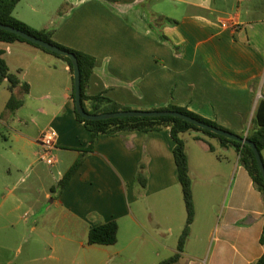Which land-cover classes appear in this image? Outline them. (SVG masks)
Returning <instances> with one entry per match:
<instances>
[{
	"label": "crops",
	"instance_id": "0c3cea01",
	"mask_svg": "<svg viewBox=\"0 0 264 264\" xmlns=\"http://www.w3.org/2000/svg\"><path fill=\"white\" fill-rule=\"evenodd\" d=\"M168 1L19 0L13 14L93 57L87 96L129 110L173 104L247 136L264 93V0ZM0 49L20 81L12 90L0 82V264H158L176 252L164 264H251L262 255L264 197L235 145L182 133L194 216L179 251L186 210L169 127L99 134L89 149L69 64L25 41ZM93 104L108 103L85 100ZM47 127L57 133L51 167L37 155ZM112 219L115 242L88 243L89 228Z\"/></svg>",
	"mask_w": 264,
	"mask_h": 264
},
{
	"label": "trees",
	"instance_id": "16d2710c",
	"mask_svg": "<svg viewBox=\"0 0 264 264\" xmlns=\"http://www.w3.org/2000/svg\"><path fill=\"white\" fill-rule=\"evenodd\" d=\"M18 1L19 0H0V23H4V24L17 27L23 31H26L37 37H40L52 44L59 46L62 49L68 50L75 54L77 61H78L79 72H80L81 105L86 112L101 113V112H112V111H118V110H129L126 108H121L119 105L112 102L110 99L106 97H102L101 95L87 96L84 93V87H85L87 78L89 74L91 73L93 65H94L93 57L88 54L82 53L78 50H75L73 48H69V47H66L64 45H61L55 42L51 38L52 36L51 30L46 29V28H42V29L33 28L29 26L27 23H25L24 21L15 17V15L13 14V10ZM162 19H165L168 22H175V20L167 18V17L162 18ZM15 40L25 41L44 51H47L58 57H61L69 64L71 70L73 71L69 57L57 54L50 50H47L37 44L27 41L26 39L12 32L0 29V41L12 42ZM5 79L8 81V87L10 90H12L20 82L17 75L9 71V67L3 57V52L0 49V82H2ZM23 87L27 88V83H24ZM71 96L74 98V86L73 85L71 89ZM87 99L91 100L92 102L93 101L94 102L105 101L108 104L104 107L102 106L99 107V105L93 104V106L88 108L85 105V100ZM20 103H21L20 100L15 99V97L11 95L9 100L7 101V107L10 109H14L18 105H20ZM159 109L177 110L185 114H188L190 116H193L205 123L225 129L219 124H217L215 121L204 118L200 116L199 114H196L186 109L185 107L170 104L166 107L157 108L154 110H159ZM75 114H76L77 119L82 121L83 124L89 129L91 133L89 149L92 148L99 134L114 135L117 132L123 131V130H141L144 132H148L153 129H160L163 126L169 127L170 135L172 139L174 140L173 158H174V162L176 165V174H177L178 181L181 185L182 197H183V202H184V206L186 210V221H185L184 227L182 229V232L178 240L177 248L179 251L182 249V245L186 237L189 234V226L194 216V205H193V197H192V191H191V177L189 174L188 159H187V154L185 150V143H184V139L182 138L183 132L188 131V130H198L208 136L218 138L219 141L223 145L225 144L235 145L240 151L242 163L247 168L255 186L259 189V191L262 193L264 197V179L259 171L253 151L251 147L247 144H242L241 142L237 140L218 135L206 129L199 128L195 126L194 124L186 120H183L182 118L175 117V116H168V115L150 116V117L149 116H146V117L123 116V117L91 120V119L82 118L77 113L76 110H75ZM247 138H249L256 144L259 151L264 149V93H263V96L259 99L258 104L255 108L253 121H252V128L249 131ZM210 149H212V146H210ZM75 167H76V164H74L71 168H69L65 172L64 176L59 180L58 185L60 186L64 185V183L66 182V179L74 171ZM140 169L141 170H139L136 177H137V180H139L142 184H144L145 176L142 173L143 166H141ZM116 238H117V223L113 219L97 224V225H94V226H91L88 230V235H87L88 243L112 244L115 242ZM261 241L264 243L263 235H261ZM179 255H180V252H176L170 257L162 260L158 264H164V263L174 261L178 259ZM251 264H264V252L258 259L253 261Z\"/></svg>",
	"mask_w": 264,
	"mask_h": 264
},
{
	"label": "water",
	"instance_id": "95a60500",
	"mask_svg": "<svg viewBox=\"0 0 264 264\" xmlns=\"http://www.w3.org/2000/svg\"><path fill=\"white\" fill-rule=\"evenodd\" d=\"M0 29L12 32L24 39H26L29 42H32L34 44H37L47 50H50L52 52H55L60 55H64L69 57L72 69H73V86H74V104H75V110L77 113L84 119H107V118H114V117H123V116H139V117H146V116H175L182 118L183 120H186L195 126L209 130L211 132H214L218 135L231 138L234 140H237L241 142L242 144H247L251 147L256 163L258 165L259 171L264 179V162L261 157L260 151L258 150L256 144L247 138L245 135H239L237 133L231 132L229 130H225L222 128H219L217 126L205 123L193 116H190L188 114H185L183 112L172 110V109H159V110H118V111H112V112H101V113H88L86 112L82 105H81V97H80V72H79V65L77 58L73 52H70L68 50L62 49L59 46L52 44L40 37H37L35 35H32L26 31H23L17 27L0 23ZM263 236H264V230H263Z\"/></svg>",
	"mask_w": 264,
	"mask_h": 264
},
{
	"label": "built area",
	"instance_id": "2783aa9c",
	"mask_svg": "<svg viewBox=\"0 0 264 264\" xmlns=\"http://www.w3.org/2000/svg\"><path fill=\"white\" fill-rule=\"evenodd\" d=\"M230 22L238 24L235 16L227 17ZM56 130L52 127L45 128L38 138L39 149L37 152L38 159L48 165L49 167L54 166L57 162V156L54 152L55 140H56Z\"/></svg>",
	"mask_w": 264,
	"mask_h": 264
},
{
	"label": "rangeland",
	"instance_id": "374dc122",
	"mask_svg": "<svg viewBox=\"0 0 264 264\" xmlns=\"http://www.w3.org/2000/svg\"><path fill=\"white\" fill-rule=\"evenodd\" d=\"M162 2L163 3H168L169 1L168 0H162ZM231 2H233L234 3V6L236 5V0H228L227 1V3H231ZM46 3L48 4V0H46ZM36 4V3H35ZM40 4V3H39ZM213 5H215V6H220V5H224V4H222L221 2H219L218 0H213ZM62 12V8H59V9H57V11L55 12V16H57V15H59L60 13ZM56 169L57 168H53L52 169V171H53V174H52V177L53 176H57V174H56ZM49 180V179H48ZM47 180V181H48ZM50 181H52V180H50ZM24 218H26V215H24L23 216ZM21 246H26V242H21Z\"/></svg>",
	"mask_w": 264,
	"mask_h": 264
}]
</instances>
